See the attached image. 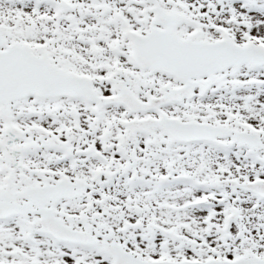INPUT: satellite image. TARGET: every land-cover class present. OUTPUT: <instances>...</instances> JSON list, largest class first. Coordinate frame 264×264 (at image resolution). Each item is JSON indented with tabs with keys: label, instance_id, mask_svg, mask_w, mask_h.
<instances>
[{
	"label": "snow or ice",
	"instance_id": "obj_1",
	"mask_svg": "<svg viewBox=\"0 0 264 264\" xmlns=\"http://www.w3.org/2000/svg\"><path fill=\"white\" fill-rule=\"evenodd\" d=\"M0 264H264V0H0Z\"/></svg>",
	"mask_w": 264,
	"mask_h": 264
}]
</instances>
